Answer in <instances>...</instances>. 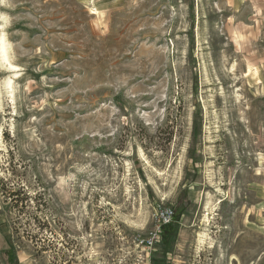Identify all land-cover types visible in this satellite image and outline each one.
<instances>
[{"label":"rangeland","instance_id":"374dc122","mask_svg":"<svg viewBox=\"0 0 264 264\" xmlns=\"http://www.w3.org/2000/svg\"><path fill=\"white\" fill-rule=\"evenodd\" d=\"M180 195L165 263L140 241ZM10 243L264 264V0H0V264Z\"/></svg>","mask_w":264,"mask_h":264},{"label":"trees","instance_id":"16d2710c","mask_svg":"<svg viewBox=\"0 0 264 264\" xmlns=\"http://www.w3.org/2000/svg\"><path fill=\"white\" fill-rule=\"evenodd\" d=\"M184 200L185 198H183L182 196L179 197L176 206L171 208L172 221L168 224L161 225V240L164 245L163 251L165 263L169 261L168 255H171V253L173 252V243L174 240L178 237L180 221L187 210V207L184 206ZM5 254L7 264H19L17 252L12 244L10 246V249L6 251Z\"/></svg>","mask_w":264,"mask_h":264},{"label":"built area","instance_id":"2783aa9c","mask_svg":"<svg viewBox=\"0 0 264 264\" xmlns=\"http://www.w3.org/2000/svg\"><path fill=\"white\" fill-rule=\"evenodd\" d=\"M158 227L156 229L155 235L151 236L148 239H144L141 242V245H143L146 248H153L155 244L160 240L161 236V225L168 224L172 221V211L171 209H166L160 213V217H158Z\"/></svg>","mask_w":264,"mask_h":264},{"label":"bare ground","instance_id":"6f19581e","mask_svg":"<svg viewBox=\"0 0 264 264\" xmlns=\"http://www.w3.org/2000/svg\"><path fill=\"white\" fill-rule=\"evenodd\" d=\"M1 44H2V51H3V54H4V56H5V50H6V44H5V40H4V38H2V40H1ZM6 45V46H5ZM211 203V202H210ZM205 236V235H204ZM206 237H204V239H205Z\"/></svg>","mask_w":264,"mask_h":264}]
</instances>
